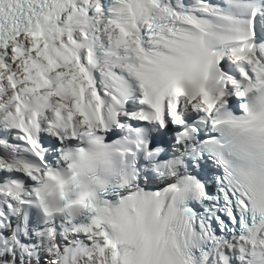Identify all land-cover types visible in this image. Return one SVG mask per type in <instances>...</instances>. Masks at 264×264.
I'll return each mask as SVG.
<instances>
[{
	"label": "snow or ice",
	"instance_id": "snow-or-ice-1",
	"mask_svg": "<svg viewBox=\"0 0 264 264\" xmlns=\"http://www.w3.org/2000/svg\"><path fill=\"white\" fill-rule=\"evenodd\" d=\"M0 264H264V0H0Z\"/></svg>",
	"mask_w": 264,
	"mask_h": 264
}]
</instances>
